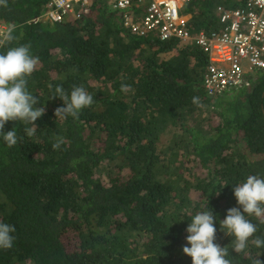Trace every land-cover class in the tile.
<instances>
[{
	"label": "trees",
	"instance_id": "trees-1",
	"mask_svg": "<svg viewBox=\"0 0 264 264\" xmlns=\"http://www.w3.org/2000/svg\"><path fill=\"white\" fill-rule=\"evenodd\" d=\"M50 1L0 5V27L15 37L0 53L30 44L39 63L27 88L45 108L33 136L24 131L32 125L8 121L4 131L22 139L10 148L0 138V222L16 229L0 264H192L186 228L204 210L217 217L214 242L233 264L264 261V247L232 251L219 223L239 207L233 186L264 178V69L246 88L207 96L199 48L130 35L106 0L51 23L41 18ZM222 2H195L194 32L208 29ZM57 85L69 94L82 85L94 103L78 120L56 118ZM249 219L264 238V224Z\"/></svg>",
	"mask_w": 264,
	"mask_h": 264
},
{
	"label": "built area",
	"instance_id": "built-area-1",
	"mask_svg": "<svg viewBox=\"0 0 264 264\" xmlns=\"http://www.w3.org/2000/svg\"><path fill=\"white\" fill-rule=\"evenodd\" d=\"M90 1L51 0L41 18L51 23L79 19ZM106 1L130 35L199 48L208 60L202 83L207 96L245 88L264 69V0H223L212 9L214 22L200 32L191 26L201 0ZM3 33L0 27V42Z\"/></svg>",
	"mask_w": 264,
	"mask_h": 264
},
{
	"label": "clouds",
	"instance_id": "clouds-1",
	"mask_svg": "<svg viewBox=\"0 0 264 264\" xmlns=\"http://www.w3.org/2000/svg\"><path fill=\"white\" fill-rule=\"evenodd\" d=\"M0 5L6 7L7 0H0ZM13 31L14 29L9 27L7 32L3 33L0 44L12 41L15 38ZM30 49V44H25L10 47L6 52L0 53V138L10 148L22 138L17 136L15 128L5 132L6 122L20 121L24 125H32L24 129L31 137L37 127L35 122L45 114V108L37 107L38 98L27 88L28 77L39 63V57L34 56ZM206 68L207 66L205 70ZM253 78L254 76L250 81ZM48 87L52 89L53 86L49 84ZM129 89L130 85L121 83V91ZM57 97L63 102V106L57 107L54 115L60 119L71 116L74 120H78L80 111L94 103L93 95L82 85L74 86L70 94L62 86L57 85L51 99ZM192 102L199 105V97H193ZM62 143L63 138H55L52 144L53 150L59 149ZM233 193L239 207L227 209L225 218L219 221L220 230L225 235L233 237L230 243L231 250L240 254L249 248V244L255 248L264 247V238L254 237L258 231L257 225L249 219L255 216L261 224H264V178L259 175H249L245 182L233 186ZM216 219L212 210L199 211L187 225L186 245L182 247V251L191 257L192 264H233L228 258L229 247H222L214 242L217 238ZM15 231L13 225L0 222V249L12 248L15 240L12 233ZM258 257L252 258V264H264V261Z\"/></svg>",
	"mask_w": 264,
	"mask_h": 264
},
{
	"label": "rangeland",
	"instance_id": "rangeland-1",
	"mask_svg": "<svg viewBox=\"0 0 264 264\" xmlns=\"http://www.w3.org/2000/svg\"><path fill=\"white\" fill-rule=\"evenodd\" d=\"M105 6L107 7L108 10H111V5L109 3L106 2ZM175 53H176V50H174L172 52H169V53H166V54H163V55L160 56V58L162 60H167L170 57H172Z\"/></svg>",
	"mask_w": 264,
	"mask_h": 264
}]
</instances>
